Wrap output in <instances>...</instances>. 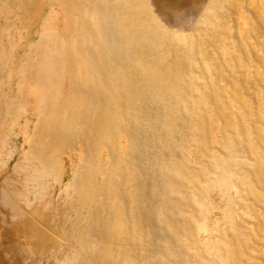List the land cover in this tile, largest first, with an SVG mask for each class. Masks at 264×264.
<instances>
[{"label":"rangeland","instance_id":"374dc122","mask_svg":"<svg viewBox=\"0 0 264 264\" xmlns=\"http://www.w3.org/2000/svg\"><path fill=\"white\" fill-rule=\"evenodd\" d=\"M128 5L0 0V201L47 212L55 264H264V0L193 32Z\"/></svg>","mask_w":264,"mask_h":264},{"label":"bare ground","instance_id":"6f19581e","mask_svg":"<svg viewBox=\"0 0 264 264\" xmlns=\"http://www.w3.org/2000/svg\"><path fill=\"white\" fill-rule=\"evenodd\" d=\"M131 1L132 0H116V4L124 7L127 5L126 8L131 10V6L129 7L128 5ZM199 1L200 0H174L170 2L163 0H148V5L166 28H173L178 32L186 30L193 32L198 17L204 13L210 0L201 2L202 4L206 3V5L197 8V3ZM75 2L76 0H68L67 2H65V0H57L61 10L67 8L65 5L71 9ZM104 2L106 6H108L110 0H86L88 6V11H86L88 14L87 17H96V24H98V26L101 25V15L103 14V6L105 5L102 4ZM116 9L120 11L119 7ZM129 15H131V13H129ZM88 23L89 21L86 20L84 27L86 38L83 42L87 50H93L96 46L101 45V43L97 40V34L94 32L88 34V32H90ZM116 23L118 27L117 30L121 32L128 30L127 27L133 24L129 17L123 16L121 13H118ZM90 35H92V38ZM102 52L103 51H100V53ZM21 107H24V105H21ZM7 136L8 129L5 127V117L0 112V178L4 172L3 153L7 143ZM51 148L54 149L53 147ZM3 180L5 181V177H3ZM13 193L15 194L13 195ZM3 195L0 201V264H38V253L44 256L47 255L50 262L49 264L58 262L54 254V245L58 243L50 239L48 232L43 229L45 228L53 233L51 228L55 227L52 220L48 218L47 212L34 211L31 217L27 219L25 215L21 214L22 209L19 206V199L22 194H17L15 190L5 189ZM7 205L11 206V210H9ZM57 228L59 229V227ZM59 232L61 238L67 241L68 237L65 228L61 227ZM51 243L53 244V248Z\"/></svg>","mask_w":264,"mask_h":264}]
</instances>
